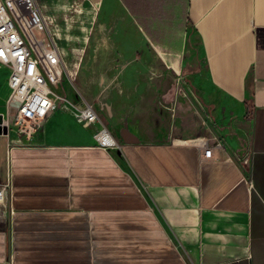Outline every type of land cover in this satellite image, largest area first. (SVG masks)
Segmentation results:
<instances>
[{
  "label": "crops",
  "instance_id": "0c3cea01",
  "mask_svg": "<svg viewBox=\"0 0 264 264\" xmlns=\"http://www.w3.org/2000/svg\"><path fill=\"white\" fill-rule=\"evenodd\" d=\"M85 1L140 82L148 45L199 53L209 116L150 140L109 125L103 149L101 122L58 108L31 135L10 128L0 62V264H264V0Z\"/></svg>",
  "mask_w": 264,
  "mask_h": 264
},
{
  "label": "rangeland",
  "instance_id": "374dc122",
  "mask_svg": "<svg viewBox=\"0 0 264 264\" xmlns=\"http://www.w3.org/2000/svg\"><path fill=\"white\" fill-rule=\"evenodd\" d=\"M38 1L47 36L64 60L53 88L57 95L93 105L110 130L141 133L144 140L157 138L156 123L170 131L204 125L210 108L203 97L210 87L199 53L172 61L148 45L147 80L140 82L132 59L117 48L114 23L98 18V6L85 0Z\"/></svg>",
  "mask_w": 264,
  "mask_h": 264
},
{
  "label": "built area",
  "instance_id": "2783aa9c",
  "mask_svg": "<svg viewBox=\"0 0 264 264\" xmlns=\"http://www.w3.org/2000/svg\"><path fill=\"white\" fill-rule=\"evenodd\" d=\"M48 25L37 0H0V62L10 68L7 104L12 107L10 128L32 135L37 125L58 108L70 112L86 126L102 123L95 137L98 147L117 148L118 140L102 122L93 105H75L54 92L64 72L58 46L48 38ZM60 104V105H59ZM203 157L213 158L219 143L200 142ZM0 188V199L5 195Z\"/></svg>",
  "mask_w": 264,
  "mask_h": 264
}]
</instances>
